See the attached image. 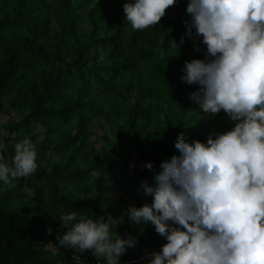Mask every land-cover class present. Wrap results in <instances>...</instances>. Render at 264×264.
Instances as JSON below:
<instances>
[{"label": "trees", "instance_id": "1", "mask_svg": "<svg viewBox=\"0 0 264 264\" xmlns=\"http://www.w3.org/2000/svg\"><path fill=\"white\" fill-rule=\"evenodd\" d=\"M126 2L0 0V155L10 163L25 137L37 152L34 173L14 180L15 187L0 181V264H78L72 255L107 263L92 250L59 246L57 235L69 230L59 215L72 211L92 219L123 215L114 231L136 243L119 264H149L144 257L167 240L127 215L130 206L152 203L141 182L153 184L161 162L179 155V133L206 143L234 128L223 110L203 113L189 98L199 86L180 79L184 62L206 52L194 29L185 35L188 0H177L144 30L126 22ZM49 244L58 247L55 256Z\"/></svg>", "mask_w": 264, "mask_h": 264}, {"label": "clouds", "instance_id": "2", "mask_svg": "<svg viewBox=\"0 0 264 264\" xmlns=\"http://www.w3.org/2000/svg\"><path fill=\"white\" fill-rule=\"evenodd\" d=\"M176 2L131 0L123 5L125 20L144 30ZM186 12L185 35L192 37L194 29L206 52L205 59L184 62L180 79L199 86L189 98L203 113L223 110L234 128L209 135L206 143L179 133V155L161 162L153 184L141 182L152 203L130 206L127 215L136 225H154L167 240L160 252L148 254L149 264H264V0H188ZM171 46L178 48L173 40ZM14 153L10 163L0 155V181L9 187L37 169L27 137L15 143ZM145 167L153 169L150 162ZM59 218L69 229L57 235L59 246L92 250L107 264H119L136 243L131 234L121 238L114 231L123 215L92 219L72 211ZM47 231L52 234L51 227Z\"/></svg>", "mask_w": 264, "mask_h": 264}, {"label": "rangeland", "instance_id": "3", "mask_svg": "<svg viewBox=\"0 0 264 264\" xmlns=\"http://www.w3.org/2000/svg\"><path fill=\"white\" fill-rule=\"evenodd\" d=\"M13 116H15L16 114L15 113H12ZM8 116H5V115H2L1 116V120H5L7 119ZM41 137H39L37 140L38 141H41ZM138 168H140L141 170L144 168V165H139ZM108 179H109V183L111 184V186L114 188L113 190V194H112V200L113 202H118V200L121 198L122 194L120 192V190L118 188H116L115 186L117 185V182H116V179L113 176H108ZM47 249L51 252L52 256H55L57 251H58V247H56L55 245L53 244H49L47 246Z\"/></svg>", "mask_w": 264, "mask_h": 264}, {"label": "built area", "instance_id": "4", "mask_svg": "<svg viewBox=\"0 0 264 264\" xmlns=\"http://www.w3.org/2000/svg\"><path fill=\"white\" fill-rule=\"evenodd\" d=\"M76 255H72V258L78 262V264H107L99 259H92V258H85V259H80L79 260H76L75 259ZM144 258L146 259H150L151 257L149 255H146ZM142 258V259H144ZM141 259V260H142ZM122 264H126V263H122Z\"/></svg>", "mask_w": 264, "mask_h": 264}]
</instances>
